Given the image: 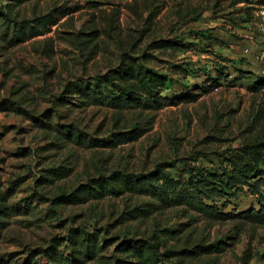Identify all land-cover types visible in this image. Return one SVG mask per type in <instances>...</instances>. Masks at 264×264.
<instances>
[{
	"label": "rangeland",
	"instance_id": "rangeland-1",
	"mask_svg": "<svg viewBox=\"0 0 264 264\" xmlns=\"http://www.w3.org/2000/svg\"><path fill=\"white\" fill-rule=\"evenodd\" d=\"M264 0H0V264H140L124 242L156 235L173 264H264V223L244 220L256 196L216 201L228 216L145 189L55 205L113 172L157 165L175 179L221 174L264 141ZM51 11L55 24L17 37ZM166 40L194 42L162 47ZM129 62L165 78L160 103L113 102ZM139 135L111 144L112 133ZM227 201L223 207L224 201ZM210 246V251L201 252ZM153 264L152 261H149Z\"/></svg>",
	"mask_w": 264,
	"mask_h": 264
},
{
	"label": "trees",
	"instance_id": "trees-1",
	"mask_svg": "<svg viewBox=\"0 0 264 264\" xmlns=\"http://www.w3.org/2000/svg\"><path fill=\"white\" fill-rule=\"evenodd\" d=\"M18 1V0H17ZM59 19L58 15L48 11L34 18L32 25H15L13 32L17 37L35 36L41 32L42 27L55 24ZM194 42L185 43L182 40H166L162 47L180 46L189 47ZM116 88L112 79L98 80L97 83L109 86L108 100L123 101L128 99H143L146 103H160L161 98L155 95V87L163 85L165 78L158 75L154 70L143 68L129 62L118 72ZM139 135V130L133 128L127 131H117L112 133L111 144L121 143L124 140L133 139ZM244 152L247 153L255 162L264 164V141L254 145L246 146ZM198 177L190 180L175 179L170 172L162 166L157 165L155 169L148 173H122L113 172L108 177L92 180L89 184L81 185L74 192L61 194L53 199L55 205L65 203H78L88 198H100L114 191L123 192L126 190L145 189L157 192L160 195L170 196L179 192L175 197L186 202L192 208L208 216L224 219L228 215L221 211L216 205V201L229 192H248L256 196L259 208H250L242 211L238 216L244 220L264 223V170H253L247 168L245 162H241V157L230 160V169L221 174L197 172ZM227 201L222 204L225 207ZM123 251L136 254L140 258V264H165L164 260L177 255V252L164 247L163 252H159L161 245L156 235L152 236L151 242H144L138 245V240L131 243V240L124 242ZM202 253L210 251V246L202 247ZM167 264H173L172 262Z\"/></svg>",
	"mask_w": 264,
	"mask_h": 264
},
{
	"label": "built area",
	"instance_id": "built-area-1",
	"mask_svg": "<svg viewBox=\"0 0 264 264\" xmlns=\"http://www.w3.org/2000/svg\"><path fill=\"white\" fill-rule=\"evenodd\" d=\"M259 16L264 21V7H262L261 10L259 11ZM259 61L262 64V66L264 67V50H262L260 52ZM263 71H264V68H263Z\"/></svg>",
	"mask_w": 264,
	"mask_h": 264
}]
</instances>
